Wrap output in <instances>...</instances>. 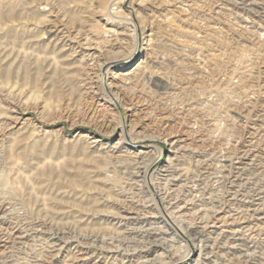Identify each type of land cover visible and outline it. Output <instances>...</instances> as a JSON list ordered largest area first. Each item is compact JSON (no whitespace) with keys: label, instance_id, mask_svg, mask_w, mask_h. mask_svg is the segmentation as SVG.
<instances>
[{"label":"rangeland","instance_id":"obj_1","mask_svg":"<svg viewBox=\"0 0 264 264\" xmlns=\"http://www.w3.org/2000/svg\"><path fill=\"white\" fill-rule=\"evenodd\" d=\"M0 264H264V0H0Z\"/></svg>","mask_w":264,"mask_h":264},{"label":"bare ground","instance_id":"obj_2","mask_svg":"<svg viewBox=\"0 0 264 264\" xmlns=\"http://www.w3.org/2000/svg\"><path fill=\"white\" fill-rule=\"evenodd\" d=\"M2 112V111H1Z\"/></svg>","mask_w":264,"mask_h":264}]
</instances>
